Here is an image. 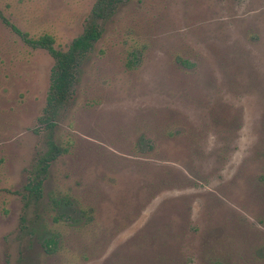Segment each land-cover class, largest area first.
<instances>
[{"label": "rangeland", "instance_id": "obj_1", "mask_svg": "<svg viewBox=\"0 0 264 264\" xmlns=\"http://www.w3.org/2000/svg\"><path fill=\"white\" fill-rule=\"evenodd\" d=\"M96 3L0 0L59 49L101 29L49 128L53 58L0 19V264H264V0Z\"/></svg>", "mask_w": 264, "mask_h": 264}, {"label": "trees", "instance_id": "obj_2", "mask_svg": "<svg viewBox=\"0 0 264 264\" xmlns=\"http://www.w3.org/2000/svg\"><path fill=\"white\" fill-rule=\"evenodd\" d=\"M122 1L97 0L94 6V14L97 17L109 14ZM0 19L13 32L20 36L24 43L34 48L40 47L46 49L53 58V66L50 71V84L43 114L44 117L39 119L51 128L54 126L53 119L57 115L58 110L71 98L81 61L101 36V29L96 21L92 19L86 22L82 32L71 40L66 49H59L54 46V38L52 35L43 34L34 38L10 22L1 12ZM47 146L48 148L45 153L37 157L34 172L23 187L36 200L41 198L43 182L51 161L62 151L51 137L47 140ZM44 243L46 250L52 252L56 244L55 240L50 238L49 240H44Z\"/></svg>", "mask_w": 264, "mask_h": 264}]
</instances>
